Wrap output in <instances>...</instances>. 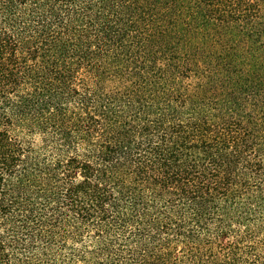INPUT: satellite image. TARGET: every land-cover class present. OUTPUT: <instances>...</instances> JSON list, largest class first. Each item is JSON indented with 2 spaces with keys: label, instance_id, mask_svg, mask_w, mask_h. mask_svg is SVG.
<instances>
[{
  "label": "trees",
  "instance_id": "1",
  "mask_svg": "<svg viewBox=\"0 0 264 264\" xmlns=\"http://www.w3.org/2000/svg\"><path fill=\"white\" fill-rule=\"evenodd\" d=\"M0 264H264V0H0Z\"/></svg>",
  "mask_w": 264,
  "mask_h": 264
}]
</instances>
